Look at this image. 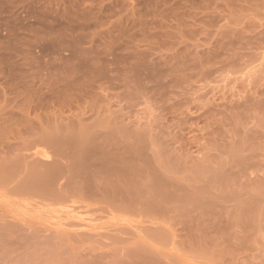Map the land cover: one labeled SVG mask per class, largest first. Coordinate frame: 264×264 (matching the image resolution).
Wrapping results in <instances>:
<instances>
[{"label":"rangeland","instance_id":"rangeland-1","mask_svg":"<svg viewBox=\"0 0 264 264\" xmlns=\"http://www.w3.org/2000/svg\"><path fill=\"white\" fill-rule=\"evenodd\" d=\"M0 264H264V0H0Z\"/></svg>","mask_w":264,"mask_h":264}]
</instances>
